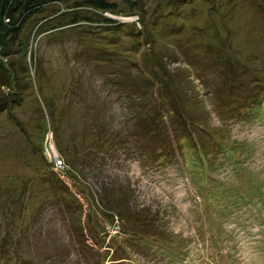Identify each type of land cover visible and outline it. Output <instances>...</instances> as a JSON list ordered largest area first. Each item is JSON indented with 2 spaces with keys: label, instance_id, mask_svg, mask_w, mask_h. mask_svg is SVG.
I'll use <instances>...</instances> for the list:
<instances>
[{
  "label": "rangeland",
  "instance_id": "rangeland-1",
  "mask_svg": "<svg viewBox=\"0 0 264 264\" xmlns=\"http://www.w3.org/2000/svg\"><path fill=\"white\" fill-rule=\"evenodd\" d=\"M109 1L118 16L107 17L121 24L34 37L31 57L13 56L16 102L0 88V248L19 228L40 264H264V0ZM72 2L46 7L25 35L43 19L94 17ZM111 71L136 92L152 86L156 106L159 93L165 104L175 94L202 126L193 137L207 156L179 137L158 163L147 139L142 159L140 127L107 83ZM163 81L170 91L158 93ZM251 89L258 108L232 112ZM229 90L245 92L234 100ZM161 114L171 118L168 106ZM96 134L107 141L99 149L91 148ZM47 148L69 164L67 174L53 169ZM106 187L131 191L127 201L158 217L160 236L124 231L101 207ZM23 190L33 198L14 208ZM125 247L113 262L112 251ZM9 259L0 264H15Z\"/></svg>",
  "mask_w": 264,
  "mask_h": 264
},
{
  "label": "trees",
  "instance_id": "trees-1",
  "mask_svg": "<svg viewBox=\"0 0 264 264\" xmlns=\"http://www.w3.org/2000/svg\"><path fill=\"white\" fill-rule=\"evenodd\" d=\"M72 2L71 0H0V76H1V87L6 90L5 97H13L12 102L15 103L17 96L16 88H17V67L16 61L13 59L14 55L23 54L24 60H26L27 55L31 57L32 49H33V41L34 37L37 38L39 36L51 34V33H59L65 28H73L79 26L78 29H82V33L84 31H88L87 26H105L108 24H121L119 21L114 20L113 18L107 17L110 16H118L117 10L115 6L110 3L109 0H82V1H74L72 2V9L80 10L81 8H86L89 11L93 12V18L80 17L77 13L72 15L71 23H51L50 21H41L37 23L35 28L36 30H31L29 36L25 35V30L27 26H29V22L42 14L46 7L54 5V4H68ZM75 10V11H76ZM65 17V15L60 14ZM128 15H133V12L128 13ZM66 18V17H65ZM139 23L144 24L142 18L138 17ZM56 22H59L57 20ZM135 24V23H133ZM49 25V26H48ZM48 26V27H47ZM82 26V27H80ZM85 29V30H83ZM87 34L93 35L91 32H87ZM80 38V37H79ZM109 61V59H107ZM26 64V62H25ZM28 70V67H27ZM110 77V81H107L108 84H112V88L116 90L117 96L120 101L126 105L129 115V122H137L139 131V154L143 159L148 155V148H144L143 142L147 139H150L149 145H151V161L152 163L159 162L160 160H166L172 154L173 145L176 140L180 138H190L196 143V148L198 151L202 153L203 156H207L208 146L201 143L199 138L197 140L193 135L195 134V128H202V126L196 125L191 119H189L188 115L184 111L182 104L175 97V94L169 92L168 83L163 81L158 85V93L159 92H169V96L171 94V98L165 104L163 102V98L165 95L158 94L160 101L158 102V106L155 105V102L159 100L156 96L155 98L152 96L150 92V88L152 86H145L143 90H138L137 92L132 90L129 87H126L124 84V76L121 71H111L106 76ZM103 83V82H102ZM230 94L234 95V100H238V96L236 94L245 92L237 91L233 92L229 90ZM252 89L250 90V97L247 95L243 97L245 102H233V105L230 106L232 112H235V109L240 110V112H247V110H251L253 107L258 108L254 105L255 97L252 96ZM75 95V93H73ZM107 97V94H105ZM78 96V95H77ZM109 96V95H108ZM237 96V98L235 97ZM147 98H150L149 101H146ZM232 99V100H233ZM260 102V101H259ZM4 106H6L7 101H4ZM230 104V103H229ZM2 106L0 111H2L5 107ZM164 106H168V115L171 116L168 119L166 116L161 114V110ZM61 112V111H59ZM61 112L60 114H62ZM173 121L179 127V131H170L168 122L171 123ZM101 132V131H98ZM99 134V133H98ZM96 134V138L91 140V148L99 149L101 148V144L103 146L106 145V140H103L102 134L98 137ZM182 134V135H180ZM189 135V136H188ZM148 138H147V137ZM218 145V144H217ZM102 146V147H103ZM95 151V149H93ZM147 152V153H146ZM68 162V161H67ZM72 168L76 166V162L74 161V154L72 153ZM70 162V163H71ZM69 166V164H68ZM67 166L68 171L71 167ZM70 168V169H69ZM68 171L65 173L67 174ZM262 184L257 185L260 190ZM128 191V190H127ZM126 190L121 189L120 187H106L102 191V209L107 211L113 216H116L119 222L122 225L128 226V229L124 228V231L132 232L134 229L140 230L142 233L153 235L155 237L160 236V232L155 228V221H158L157 216H152L150 214V210H145L143 208L133 207L129 204L128 193ZM33 193H27L23 190L20 195L17 197L13 194L11 199L13 202L14 208H17L18 202L24 204V202L28 199L25 197L29 194L31 195V200L33 198ZM45 202V200L43 201ZM11 218L14 222V215L11 214ZM11 232H8L6 236H8ZM24 231H18L13 233L12 238L5 237L7 240L4 241L5 244H1L0 248V257L1 259L10 258L7 262L12 260L15 264H35V262H39L40 264L44 258L41 257V253L36 258H30L29 253L31 251L29 248L25 249L24 243L27 242V238H24ZM131 242V240L129 241ZM160 243V242H159ZM125 244V243H124ZM123 247V246H122ZM122 253L119 249L113 250L111 257L113 258V262L121 261L123 258V254L127 255L126 247L122 248ZM32 254V253H31ZM27 255V256H26ZM0 259V260H1ZM47 264V260L44 262Z\"/></svg>",
  "mask_w": 264,
  "mask_h": 264
},
{
  "label": "built area",
  "instance_id": "built-area-1",
  "mask_svg": "<svg viewBox=\"0 0 264 264\" xmlns=\"http://www.w3.org/2000/svg\"><path fill=\"white\" fill-rule=\"evenodd\" d=\"M120 21V20H119ZM47 153L48 156L50 158V161L52 163V167L55 171H57L59 174H65L68 169L67 166L65 167V165L63 164V162L59 159V157L57 156V154L54 151H49V149L47 148ZM60 171V172H59Z\"/></svg>",
  "mask_w": 264,
  "mask_h": 264
}]
</instances>
